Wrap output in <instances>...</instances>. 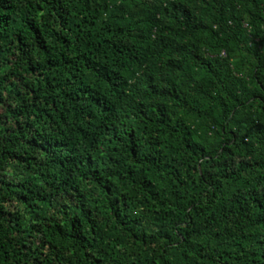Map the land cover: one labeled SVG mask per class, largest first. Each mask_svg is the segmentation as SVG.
Wrapping results in <instances>:
<instances>
[{
  "label": "trees",
  "instance_id": "obj_1",
  "mask_svg": "<svg viewBox=\"0 0 264 264\" xmlns=\"http://www.w3.org/2000/svg\"><path fill=\"white\" fill-rule=\"evenodd\" d=\"M0 264H264V0H0Z\"/></svg>",
  "mask_w": 264,
  "mask_h": 264
},
{
  "label": "built area",
  "instance_id": "obj_2",
  "mask_svg": "<svg viewBox=\"0 0 264 264\" xmlns=\"http://www.w3.org/2000/svg\"><path fill=\"white\" fill-rule=\"evenodd\" d=\"M244 27H245L246 29H249V26H248L247 24H244Z\"/></svg>",
  "mask_w": 264,
  "mask_h": 264
}]
</instances>
